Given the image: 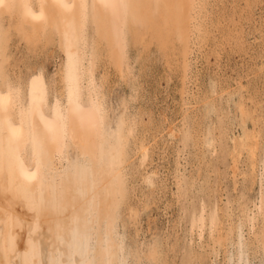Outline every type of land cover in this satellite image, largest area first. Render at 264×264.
Listing matches in <instances>:
<instances>
[{
  "label": "bare ground",
  "instance_id": "obj_1",
  "mask_svg": "<svg viewBox=\"0 0 264 264\" xmlns=\"http://www.w3.org/2000/svg\"><path fill=\"white\" fill-rule=\"evenodd\" d=\"M207 4L0 0V264H264V158L259 134L246 125L253 114L243 99L235 102L241 131L225 150L235 192L213 199V190L202 184L209 201L202 196L181 201L183 236L141 238L131 181L132 157L141 165L149 155L138 135L142 113L130 109L135 93L123 95L114 107L104 90L107 74L97 81L101 60L121 78H131V49L139 44L147 49L152 42L166 56L179 54L187 72L191 43L207 37ZM14 36L34 51L56 41L63 57L53 84H44L41 76L12 78ZM134 78L128 81L136 90ZM215 108L207 103L206 115ZM218 121L204 141L213 154L230 139L223 117ZM181 128H170L171 134L186 142L192 132ZM143 179L155 183L150 174ZM183 192L180 199L187 198ZM128 220L134 233L126 231Z\"/></svg>",
  "mask_w": 264,
  "mask_h": 264
},
{
  "label": "rangeland",
  "instance_id": "obj_2",
  "mask_svg": "<svg viewBox=\"0 0 264 264\" xmlns=\"http://www.w3.org/2000/svg\"><path fill=\"white\" fill-rule=\"evenodd\" d=\"M207 1L203 17L207 37L191 43L187 72L184 73V60L179 54L164 55L156 42L147 49L139 44L130 51L131 78L136 76L132 79L136 90L129 84L131 78L128 77L129 81L121 78L113 65L104 66L101 60L96 69L97 81L102 74H107L104 90L109 104L118 107L120 97L133 92L136 98L131 99L130 109L142 113L138 135L145 139L149 155L141 165L137 155L132 157L136 169L131 181L132 204L140 207L141 238L155 233L173 236L175 232L183 236L186 221L180 210L181 201H198L199 196L209 201V196L200 191L202 184L213 190V199L235 192L232 160L225 150L232 143L231 137L241 131L239 110L235 107L239 99H243L253 114L246 125L259 134V157L264 158V0ZM10 52L12 78L41 76L44 84H53L58 79L63 52L56 41L34 51L14 36ZM208 101L216 108L206 115ZM220 116L230 139L223 145L218 144L213 154L211 148L204 146V141L208 128L217 126ZM181 126L184 132L187 127L192 132V137L185 140L187 143L181 140L182 136L171 134L170 128L181 132ZM214 131L217 135V129ZM245 154L240 161L241 169L247 162ZM146 174L152 176L153 185L144 181ZM179 177L185 184L182 190L177 182ZM178 190L179 194L184 191L187 198L180 199ZM128 222L126 231L134 233L135 226ZM120 229L123 231L122 225Z\"/></svg>",
  "mask_w": 264,
  "mask_h": 264
}]
</instances>
